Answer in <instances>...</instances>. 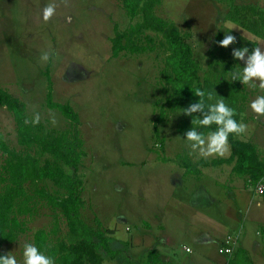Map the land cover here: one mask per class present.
Segmentation results:
<instances>
[{"label": "rangeland", "instance_id": "374dc122", "mask_svg": "<svg viewBox=\"0 0 264 264\" xmlns=\"http://www.w3.org/2000/svg\"><path fill=\"white\" fill-rule=\"evenodd\" d=\"M50 2L53 0H0V88L17 97L30 120L38 112L46 131L68 132L73 127L58 109L47 107L49 90L52 100L70 102L78 114L84 152L77 172L84 201L81 215L92 226L96 225V218L100 220L101 229L108 230L105 235L116 251L111 256L102 250V264H145L151 253L170 264H184V259L203 264L207 259L203 248L198 243L191 246L192 240L214 223L201 222L190 210L193 186L203 184V180L196 181L194 170L208 161L206 172L212 171V175L205 180L215 175L228 184L229 176L214 166L220 163L216 156L189 154L190 143L178 130L183 111L170 112L167 107L163 78L166 52L161 34L141 28L137 45L153 44V48L138 53L121 49L114 55L113 25L120 30L136 28L142 13L129 19L121 0H69L67 7L55 0L56 14L45 22L42 10ZM259 10L264 11V0H161L154 7L155 13L173 21L191 43L199 79L208 75L215 81L231 77H220L216 31L221 30L224 37L225 32L231 31L229 34L237 38L226 49V61L242 73L245 63L235 59L232 52L243 47H248L249 52L257 46L264 47V30L259 22L264 15L260 16ZM147 35L153 37L152 42ZM43 52H50L49 60H41ZM243 86L247 100L241 113L249 121L247 125L251 121L264 124V116L258 117L250 107L264 91L258 86ZM162 110V119L157 120ZM243 135L246 133L236 137ZM0 136L9 147L25 150L17 142L14 119L4 105H0ZM30 151L36 152L34 148ZM36 153L41 161L49 157ZM229 153L230 146L225 156ZM258 155L264 163V145L258 148ZM4 156L0 150V164ZM202 158L208 160L201 161ZM188 166L190 171L186 170ZM234 174L242 178L239 184L256 186L253 177L247 180V173ZM36 183L27 184L36 207L25 216L19 215L25 230L14 240H0V251L14 255L18 264H23L26 243L37 246L38 229L45 231L48 246L59 240L68 241L67 226L59 209H51L36 192L37 187L43 186L54 193L56 187L47 179ZM253 207L233 224L239 226L252 214L248 226L253 233L258 229L264 236V205L261 209ZM223 229L226 231L224 225L212 231L218 240ZM218 240L210 243L215 252L219 249ZM184 243L191 244L193 251L185 252Z\"/></svg>", "mask_w": 264, "mask_h": 264}, {"label": "trees", "instance_id": "16d2710c", "mask_svg": "<svg viewBox=\"0 0 264 264\" xmlns=\"http://www.w3.org/2000/svg\"><path fill=\"white\" fill-rule=\"evenodd\" d=\"M122 7L129 19L141 14V21L136 28L131 27L120 30L116 24L113 25L114 34L111 37V51L115 55L121 49H129L131 52H141L147 48H153V44L137 45V39L141 28H151L161 34V45L164 47L166 55L164 57L163 78L165 81V91L167 93V107L170 112L182 110L192 103H197L200 97L195 95L197 89L213 92L216 99L223 98L225 103L234 108L237 115L234 119L239 122L241 113L246 102L247 92L240 80H233L232 76L237 70L235 65L226 61V49L219 44L220 77L231 74L227 81H215L211 76L205 75L201 80L198 77V63L193 56V48L188 42L178 26L173 22L155 13L154 7L161 0H121ZM260 16L264 11H258ZM260 26L264 30V16L261 18ZM253 32L258 36L257 29ZM148 41H153V37L147 35ZM224 38L221 30L216 31L217 41ZM205 103H215V100ZM0 105H4L12 114L17 133V142L24 147V151L9 147L0 136V150L5 154L0 164V240H14L17 234L24 231L23 222L19 220V215L25 216L35 207L31 195L27 192L28 185L37 181L47 179L56 192L51 193L43 186L36 188L39 197L45 199L51 209H59L67 226L68 241L59 240L56 245L48 246L45 241V231L38 229L35 234V241L40 250L46 251L47 255L55 260V264H102L103 253L115 255L116 251L111 248L109 238L101 229L100 220L97 218L96 225L92 226L83 219L81 208L84 201L81 198L82 182L78 176V169L81 159L84 156L82 150V140L78 130V114L70 105V102H59L52 100L51 91L46 93V105L50 109H58L72 123L70 131H46L43 124L25 123L30 120L25 112V106L6 90L0 88ZM207 111V110H205ZM202 113H193L181 117L178 130L185 135L192 127H196L200 132L214 131L217 125L210 128L192 125L194 117L201 116ZM163 110L157 117L162 119ZM230 155L227 158H219L220 162L230 163L234 160L235 170L240 173H249L255 181L264 176V163L257 156L256 147L250 141L230 134L228 138ZM34 148L36 152L46 154L49 157L40 160L36 152H31ZM189 170V166L186 168ZM196 170V169H195ZM194 170V172H196ZM30 202L32 204H30ZM5 255L0 251V256ZM145 264L162 263L161 259L154 253L147 255ZM264 264V262H263Z\"/></svg>", "mask_w": 264, "mask_h": 264}, {"label": "crops", "instance_id": "0c3cea01", "mask_svg": "<svg viewBox=\"0 0 264 264\" xmlns=\"http://www.w3.org/2000/svg\"><path fill=\"white\" fill-rule=\"evenodd\" d=\"M243 122L246 124L249 123L248 120L245 121V117L243 118ZM251 122L246 135H243L240 139L253 143L256 147L257 156L262 162V157L260 158V155H258V148L261 147V145H264V124H257L253 121ZM229 155L230 153L223 156V158H227ZM215 158L219 162L220 159L218 158H220V156H216ZM202 160L208 159L202 158L201 161ZM235 161L236 160L230 163L220 162L214 164V166H219L217 170H219L220 173L224 171V173L229 176L227 179L229 180L228 184L220 182L219 178H215V175L209 179L210 181L205 180L212 175V171L206 172V169L210 165L207 163L208 161H203L200 164L201 166L197 167L198 169L194 172L197 176L196 181L202 182L203 180V184L201 186H199L200 184L193 186L194 190H192L191 193V196L193 197L191 202L193 208L190 210L193 212L194 217L199 218L201 222H208L209 225L214 224L210 230H201L193 238V245L184 243V251L188 253L193 251L191 246L195 247L196 243H198L203 248V256H206L207 258L203 264H263L264 262V236H262L258 229L253 233L248 226L252 214L250 217L246 216L248 221H242L239 226H234L235 223L241 221L242 214H244V216L248 215V211L252 206H254V209H261L262 205H264V191L260 194L256 188L258 184L264 188V177L255 182L256 186L254 188L253 186L250 187L248 184L242 182L239 184L238 181H241L242 178L240 176L238 177L236 174L232 175L234 171H236L234 166ZM221 166H224L225 169L220 168ZM185 176L186 175H184V177ZM251 177L252 176L247 173L246 178L248 181H251ZM212 191H215V195L212 194ZM234 220L235 223L233 224ZM223 225L226 227V231L224 229L222 230L219 237L220 239L218 240L212 231L219 230ZM230 234L236 236V242L234 244L235 250H233L231 255H228L223 252L222 243L226 235ZM215 240L220 241L217 252L211 250L212 248L210 246V243ZM257 260L259 261L256 262ZM161 262L163 264H170L165 259L161 260ZM194 263L193 260H190L189 262V259H184V264Z\"/></svg>", "mask_w": 264, "mask_h": 264}, {"label": "clouds", "instance_id": "9594fccd", "mask_svg": "<svg viewBox=\"0 0 264 264\" xmlns=\"http://www.w3.org/2000/svg\"><path fill=\"white\" fill-rule=\"evenodd\" d=\"M61 2L65 7L69 6V0H61ZM57 7L58 4L53 0V2L48 3L43 8L42 16L45 22L51 20L56 14ZM67 19L70 21L71 17ZM230 32H225V37L218 42L221 47L227 48L236 42L237 38L229 34ZM232 55L235 59L245 63L242 73H234L232 79L234 81L240 80L244 85H248L253 89L258 86L260 90L264 91V47L257 46L251 52H249L248 47L238 48L233 50ZM49 58L50 52L42 53V61H47ZM194 93L200 97L199 102L192 103L183 109V114L202 113V118L201 116L193 118L192 125L210 128L211 125L215 124L217 128L207 134L198 131L196 127H192L191 130L187 131L186 137L191 149L189 154L198 152L199 156L203 158L211 156L223 157L229 151V135H242L248 131L249 125L243 122L245 114L239 113L241 121L237 122L234 119L237 115L236 110L229 107L223 98L217 100L213 92L206 93L200 89H197ZM205 98L208 101L215 100V103L206 104ZM250 107L258 117L264 116V95L257 96L251 102ZM40 119V114L37 112L32 120H25V123L39 124ZM52 123L56 124L54 117ZM0 264H18V260L14 255L8 253L0 256ZM23 264H55V260L45 252H42L36 245L26 243L23 248Z\"/></svg>", "mask_w": 264, "mask_h": 264}, {"label": "built area", "instance_id": "2783aa9c", "mask_svg": "<svg viewBox=\"0 0 264 264\" xmlns=\"http://www.w3.org/2000/svg\"><path fill=\"white\" fill-rule=\"evenodd\" d=\"M258 193H262L264 191L263 186L258 184L256 186ZM236 242V236L235 235H226V237L223 240L222 243V250L225 254L231 255L233 250H235L234 244ZM189 249V248H188Z\"/></svg>", "mask_w": 264, "mask_h": 264}]
</instances>
